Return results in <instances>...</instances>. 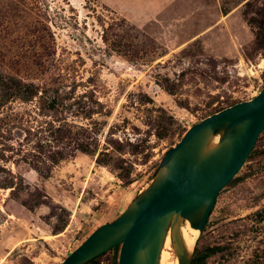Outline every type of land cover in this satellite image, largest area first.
<instances>
[{
  "label": "rangeland",
  "instance_id": "374dc122",
  "mask_svg": "<svg viewBox=\"0 0 264 264\" xmlns=\"http://www.w3.org/2000/svg\"><path fill=\"white\" fill-rule=\"evenodd\" d=\"M141 1L0 0V72L39 91L0 108V264H60L189 128L263 89L264 0ZM254 150L197 241L220 248L206 264H264V131Z\"/></svg>",
  "mask_w": 264,
  "mask_h": 264
},
{
  "label": "water",
  "instance_id": "95a60500",
  "mask_svg": "<svg viewBox=\"0 0 264 264\" xmlns=\"http://www.w3.org/2000/svg\"><path fill=\"white\" fill-rule=\"evenodd\" d=\"M264 131V87L252 100L195 124L154 178L113 222L102 224L60 264H87L120 246L118 264H161L168 237L179 264H192L183 228L205 231L221 192L237 177ZM199 239V238H198Z\"/></svg>",
  "mask_w": 264,
  "mask_h": 264
},
{
  "label": "trees",
  "instance_id": "16d2710c",
  "mask_svg": "<svg viewBox=\"0 0 264 264\" xmlns=\"http://www.w3.org/2000/svg\"><path fill=\"white\" fill-rule=\"evenodd\" d=\"M39 94V91L33 84H27L20 79L12 76H8L6 74H3L0 72V108L5 107L10 103L12 100H21L23 102H31L34 98H36ZM57 130H60V128H57ZM79 147H83L82 144L79 145ZM78 150H81L84 153H88L89 150H86L85 148H78ZM256 153V150L253 151L250 158H253ZM66 156L60 154V156L52 155V158H50L52 164H58L60 161L65 160ZM98 163H100V160L98 159ZM49 170V171H48ZM47 170V175L49 176L51 174L50 168ZM237 178L233 179L227 186L233 185L237 182ZM16 183L13 179V181L6 186V189H12V191H15L16 189ZM220 248H207L203 251L197 250L193 259L192 264H206L207 259L211 257L212 255L216 254ZM119 251L120 246H116L113 249L114 252V260L115 264H118V258H119ZM102 257V256H101ZM94 259L93 261L87 263V264H99V259Z\"/></svg>",
  "mask_w": 264,
  "mask_h": 264
},
{
  "label": "bare ground",
  "instance_id": "6f19581e",
  "mask_svg": "<svg viewBox=\"0 0 264 264\" xmlns=\"http://www.w3.org/2000/svg\"><path fill=\"white\" fill-rule=\"evenodd\" d=\"M264 62L262 63V67ZM183 236L186 246L189 250H192L198 241L199 232L192 229L189 225L183 228ZM198 237V238H197ZM161 264H179V260L175 254L174 248L172 246L171 237L169 236L162 254Z\"/></svg>",
  "mask_w": 264,
  "mask_h": 264
},
{
  "label": "crops",
  "instance_id": "0c3cea01",
  "mask_svg": "<svg viewBox=\"0 0 264 264\" xmlns=\"http://www.w3.org/2000/svg\"><path fill=\"white\" fill-rule=\"evenodd\" d=\"M178 0H143L141 1V3L145 4V5H150L152 3L158 5V4H161L162 5H170V4H173L174 2H177ZM109 222H112V221H106V222H102V224H106V223H109Z\"/></svg>",
  "mask_w": 264,
  "mask_h": 264
}]
</instances>
